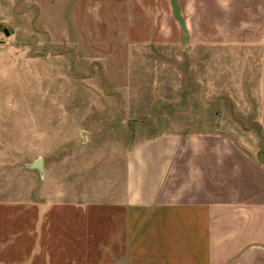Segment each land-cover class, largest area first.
<instances>
[{
    "label": "rangeland",
    "instance_id": "374dc122",
    "mask_svg": "<svg viewBox=\"0 0 264 264\" xmlns=\"http://www.w3.org/2000/svg\"><path fill=\"white\" fill-rule=\"evenodd\" d=\"M129 1L0 0V264H103L81 206L119 198L127 155L162 135L224 136L264 163V34L249 33L264 14H207L191 34Z\"/></svg>",
    "mask_w": 264,
    "mask_h": 264
},
{
    "label": "crops",
    "instance_id": "0c3cea01",
    "mask_svg": "<svg viewBox=\"0 0 264 264\" xmlns=\"http://www.w3.org/2000/svg\"><path fill=\"white\" fill-rule=\"evenodd\" d=\"M173 1L130 0L128 14H184L191 34L204 32L207 14H264V0H176V7ZM262 22L249 33L264 34ZM259 99L264 131V52ZM120 191L119 198L110 194L81 206L98 210V217H88L94 232L88 243L103 248V264H111L118 224L122 264H264V163L233 140L166 134L147 141L127 155ZM75 213L73 244L80 227Z\"/></svg>",
    "mask_w": 264,
    "mask_h": 264
},
{
    "label": "water",
    "instance_id": "95a60500",
    "mask_svg": "<svg viewBox=\"0 0 264 264\" xmlns=\"http://www.w3.org/2000/svg\"><path fill=\"white\" fill-rule=\"evenodd\" d=\"M37 166H39V162L37 163Z\"/></svg>",
    "mask_w": 264,
    "mask_h": 264
}]
</instances>
